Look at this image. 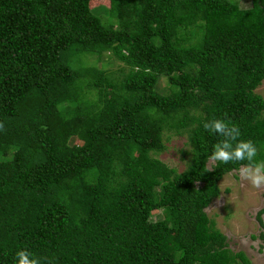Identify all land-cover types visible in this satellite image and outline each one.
Here are the masks:
<instances>
[{"label": "trees", "instance_id": "16d2710c", "mask_svg": "<svg viewBox=\"0 0 264 264\" xmlns=\"http://www.w3.org/2000/svg\"><path fill=\"white\" fill-rule=\"evenodd\" d=\"M262 81L264 0H0V264H251L205 212L247 161L209 169L203 124L264 160ZM165 131L187 135L182 173L153 156Z\"/></svg>", "mask_w": 264, "mask_h": 264}, {"label": "rangeland", "instance_id": "374dc122", "mask_svg": "<svg viewBox=\"0 0 264 264\" xmlns=\"http://www.w3.org/2000/svg\"><path fill=\"white\" fill-rule=\"evenodd\" d=\"M230 1L242 9L251 7V0ZM90 6L91 8L107 7L108 2L92 1ZM102 12L103 10H101ZM80 59L84 63L94 62L97 66H103L106 63L109 67L111 66L110 69H117L121 65L116 62L112 64L113 58L108 53H105L100 64L93 54H85ZM166 86L167 78L160 77L156 90L159 93H165ZM254 92L264 100V81ZM262 117H264V111ZM82 141L81 137L76 136L70 143L80 145ZM160 142L165 149L153 156L177 173L184 172L189 167L192 157V149L188 143L187 135L165 131ZM214 164V161L209 160L207 167L210 169ZM219 189V196L205 210L209 220L212 221L215 229L226 236L228 247L232 252H243L251 264H264V240L262 241L259 237L261 233H264V212L258 216L264 210V187L256 189L249 181L242 180L238 171H232L219 182ZM162 217V211L158 210L153 213L151 220L157 221Z\"/></svg>", "mask_w": 264, "mask_h": 264}, {"label": "clouds", "instance_id": "9594fccd", "mask_svg": "<svg viewBox=\"0 0 264 264\" xmlns=\"http://www.w3.org/2000/svg\"><path fill=\"white\" fill-rule=\"evenodd\" d=\"M4 125L0 124V129ZM205 131L215 133L223 137L214 145L209 160L221 164L231 162H243L238 169L242 180L249 181L251 185L260 189L264 187V160L257 161V146L252 140H240L241 135L238 125L231 124L223 119H212L203 124ZM17 264H42L41 258L28 250H20L16 253Z\"/></svg>", "mask_w": 264, "mask_h": 264}]
</instances>
